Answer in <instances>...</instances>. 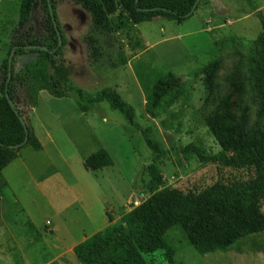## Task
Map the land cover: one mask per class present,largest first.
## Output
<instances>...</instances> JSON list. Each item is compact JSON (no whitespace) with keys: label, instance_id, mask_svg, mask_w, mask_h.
Segmentation results:
<instances>
[{"label":"rangeland","instance_id":"374dc122","mask_svg":"<svg viewBox=\"0 0 264 264\" xmlns=\"http://www.w3.org/2000/svg\"><path fill=\"white\" fill-rule=\"evenodd\" d=\"M20 6L21 0H0V83L6 75L3 63L24 31L19 25ZM258 11L264 12V0H202L182 23L153 17L135 24L118 10L111 15L117 28L115 47L123 48L128 61L112 67L92 60L85 41L91 15L73 0H56L65 40L60 59L70 66L71 80L77 87L90 93L110 88L134 106L135 121L150 127L153 138L167 150L159 161L165 186L186 192L219 180H247V170L212 159L223 149L202 116L209 94L203 68L220 55V38L232 34L247 42L257 38L262 31ZM45 20L37 3L30 17L32 32L47 45L52 35L45 29ZM221 58L219 93L231 97V111L238 116L240 93L226 80L235 71L238 59L228 54ZM34 61L44 72L38 53L13 57L14 73L19 76L14 104L34 128L43 149L24 147L20 158L0 175V264H26L28 257L33 264H40L45 252L40 254L38 241H45L46 249L54 247L55 256H60L55 238L74 246L83 236L119 222L124 213L150 195L145 167L152 162L154 151L142 131L107 100L83 112L75 93L65 97L47 90L35 93L29 78H25L26 65ZM168 72L181 78L183 92L154 116L149 111V91ZM189 144L200 148L205 157L186 151L184 147ZM101 147L110 151L113 164L87 169L84 159ZM262 206L264 211V196ZM165 239L174 249V262L169 261L166 250L160 249L146 255L150 264H264V230L240 237L226 250L208 253L198 252L180 225L168 229ZM67 250L65 262L81 264L74 252ZM55 256L47 258L45 264L54 259L60 264Z\"/></svg>","mask_w":264,"mask_h":264},{"label":"trees","instance_id":"16d2710c","mask_svg":"<svg viewBox=\"0 0 264 264\" xmlns=\"http://www.w3.org/2000/svg\"><path fill=\"white\" fill-rule=\"evenodd\" d=\"M73 1L91 15V29L85 41L92 60L119 67L126 64L128 58L121 46L115 47L117 28L111 15L120 10L135 24L153 17L182 23L195 13L202 0ZM37 3L46 17L45 29L52 35V41L47 45L32 32L34 26L30 23V17ZM50 5L57 19L56 0H21L19 25L24 31L13 42L9 52L11 54L13 51L14 55L38 53L42 58L45 73L41 72L37 61L26 65L25 78H29L33 91L47 90L56 97L75 93L83 112L107 100L113 108L124 113L130 124L142 131L147 144L154 151L152 162L145 167L149 176L146 187L150 195L124 213L119 222L110 223L78 243L74 253L81 264H150L146 255L160 249L166 250L169 261L174 262V249L165 239L167 230L174 225L182 227L200 253L226 250L240 237L264 230V12L256 13L262 25L257 38L249 42L235 34L220 38L217 41L220 55L203 68L209 94L202 116L223 149L212 159L227 167L247 170L250 177L233 182L219 180L201 190L185 192L165 186L159 161L166 156L167 150L153 138L150 127L144 128L135 121L136 110L131 103L110 88L90 93L72 82L70 66L60 59L65 40L62 35L59 39ZM57 24L61 34L58 19ZM34 45L46 46L48 50ZM223 54L238 59L235 71L226 77L240 93L238 116L231 111V97L219 93L217 77L223 68ZM8 59L3 63L6 75L0 83V175L24 147L29 145L35 150L43 147L23 112L10 102H14L18 96L19 76L14 73L12 64V75L8 80ZM182 92L183 82L179 76L173 72L162 75L149 91L150 113L156 116L174 103ZM34 99L37 100V95ZM184 149L205 157L204 152L194 144ZM113 162L110 151L104 147L84 159L85 167L90 170H99Z\"/></svg>","mask_w":264,"mask_h":264},{"label":"crops","instance_id":"0c3cea01","mask_svg":"<svg viewBox=\"0 0 264 264\" xmlns=\"http://www.w3.org/2000/svg\"><path fill=\"white\" fill-rule=\"evenodd\" d=\"M34 129V128H33ZM36 133V132H35ZM43 145V144H42ZM42 149H43V147H42ZM41 149V150H42ZM21 156V155H20ZM20 156L18 157V158H20ZM14 160H16V159H14ZM14 160L12 161V162H14ZM11 162V163H12ZM10 163V164H11ZM10 164H8L7 166H9ZM6 166V167H7ZM5 167V168H6ZM35 226H36V228L39 230V231H41L42 232V230L39 228V226H37L36 224H35ZM57 226H55L54 228H56ZM42 236V240H45V238H46V235H45V233H42L41 234ZM56 236H57V234H56ZM88 236H83L80 240H78L77 242H76V244L74 245V246H72L71 244H67V243H62V240L60 239V238H55V241H54V244H55V246L58 248V249H60V256H55L56 254H54V251H55V249H54V247H52V248H48V249H46V246L44 245V242L43 241H38V243L41 245L40 246V254L44 251L45 253H44V260H42V262L41 263H43V264H45V262H46V259L47 258H50L51 256H55V258H56V260H58L59 261V263L60 264H67L66 262H65V260H64V257H65V252L66 251H68L67 249H70L71 250V252L73 253L74 252V247L78 244V243H80L81 241H83L84 239H86ZM32 242V241H31ZM33 243V242H32ZM5 252H6V254L8 255V252H7V249L5 250ZM62 253V254H61ZM75 254V253H74ZM29 258V257H28ZM26 259L27 261H25V263L26 264H33L32 262H31V260L30 259ZM55 261V259L54 260H52L51 262H54ZM40 263V264H41Z\"/></svg>","mask_w":264,"mask_h":264},{"label":"water","instance_id":"95a60500","mask_svg":"<svg viewBox=\"0 0 264 264\" xmlns=\"http://www.w3.org/2000/svg\"><path fill=\"white\" fill-rule=\"evenodd\" d=\"M200 0H198L199 2ZM198 2L196 3V5L194 6V9L196 8ZM50 14H51V17H52V20L55 24V27H56V30H57V33L59 35V39H61V34H60V29L58 27V24H57V19H56V15H55V11H54V8L52 7V5H50ZM33 47H39L43 50H48V47L46 46H40V45H34ZM13 57H14V53L12 51V53L10 54L9 56V61H8V80L10 79L11 75H12V64H13ZM11 104L14 106V102L12 100H10ZM22 118V117H21ZM23 121L25 122V120L23 119ZM27 142V139L26 141Z\"/></svg>","mask_w":264,"mask_h":264}]
</instances>
